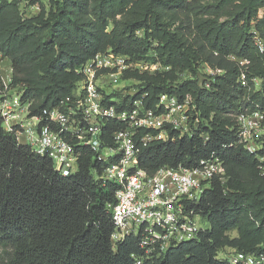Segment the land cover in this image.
Segmentation results:
<instances>
[{
    "label": "trees",
    "instance_id": "trees-1",
    "mask_svg": "<svg viewBox=\"0 0 264 264\" xmlns=\"http://www.w3.org/2000/svg\"><path fill=\"white\" fill-rule=\"evenodd\" d=\"M30 3L39 5L38 14L25 15L18 0H0V53L11 61L12 86L32 102V114L72 98L84 78L79 69L98 53L159 63L163 69L154 73L126 71L122 78H136L137 90L105 94V101L122 109L142 98L155 109L163 93L180 99L190 94L199 122L190 136L169 128L174 139L148 143L140 167L153 174L217 155L226 179H213L192 205L209 223L196 238L145 248L142 229L114 245L112 206L119 185L96 178L104 164L93 150L82 147L79 170L63 176L50 158L4 128L0 112V264H233L220 253H264V148L258 154L244 149L235 116L245 107H264V52L254 39V30L264 39V17H258L264 0H217L199 9L188 0ZM189 9L200 16L191 20ZM171 10L183 16L171 22ZM231 55L250 61L245 86ZM205 64L224 73L208 75ZM123 126L108 121L105 144L114 146L113 134Z\"/></svg>",
    "mask_w": 264,
    "mask_h": 264
},
{
    "label": "built area",
    "instance_id": "built-area-1",
    "mask_svg": "<svg viewBox=\"0 0 264 264\" xmlns=\"http://www.w3.org/2000/svg\"><path fill=\"white\" fill-rule=\"evenodd\" d=\"M18 1L27 15L31 0ZM254 39L257 49L264 52V39L256 30ZM230 59L241 66L239 80L247 85L246 69L250 61L234 55ZM162 69L159 63L133 60L110 50L98 53L79 69L84 78L72 98L61 106L32 114V102L23 101V90L12 86L11 61L0 53V112L4 128L15 132L18 141L29 145L36 154L50 158L55 170L63 176L79 170L80 149L88 147L104 164L102 175L96 178L119 185L116 203L112 206L114 245L142 229L141 246L145 248L159 242L165 249L196 238L204 227L192 205L200 200L213 179H226L224 162L217 155L201 159L194 167L167 165L153 174L140 167L143 147L153 140L174 139L169 136V128L187 136L196 133L199 116L193 97L187 94L180 99L163 93L155 109L147 108L142 98L118 109L105 101L104 87L117 85L126 71L154 73ZM204 69L208 75L224 73L223 69L207 64ZM254 81L258 84L260 79ZM235 116L239 142L247 152L258 154L264 148V107H245ZM108 121L124 124L113 134L114 146L105 144L103 127ZM219 257L233 264H264V253L245 255L233 248L221 252Z\"/></svg>",
    "mask_w": 264,
    "mask_h": 264
},
{
    "label": "rangeland",
    "instance_id": "rangeland-1",
    "mask_svg": "<svg viewBox=\"0 0 264 264\" xmlns=\"http://www.w3.org/2000/svg\"><path fill=\"white\" fill-rule=\"evenodd\" d=\"M41 1L46 7H49V0H41ZM188 1L190 3H194V5H198V7L196 9H199L202 6L209 5L211 3H214L217 0H196L197 2H195V0H188ZM33 6L34 5H31V3L29 2V4H28L29 11H28L27 15L31 16V15H35V14L39 13L40 8L38 6L37 7H33ZM172 13H174L172 10L166 12V17H167V19H170L171 22L177 16H180V17L183 16V13H180V12L177 13L176 15H174ZM186 13L191 16V20H193V21L198 16H200V15H198V16L196 15L195 10H190L189 9ZM258 17L259 18L264 17V8H261L259 10ZM178 25H180V22L176 21L175 22V26H178ZM204 70H206V69H204ZM138 84H139V81L136 78H129V79H126V80L122 79L117 85L106 84L105 87H104V91H105L106 94H112V93L118 92V91L124 92V94L125 93H130V92L133 93L135 90H137ZM199 223L204 228L205 227H209V223L207 221H204V220L202 221L201 219H199ZM232 236H236V232H232Z\"/></svg>",
    "mask_w": 264,
    "mask_h": 264
}]
</instances>
